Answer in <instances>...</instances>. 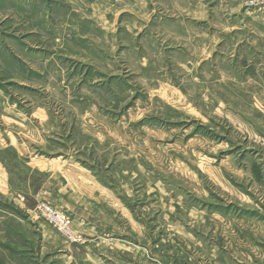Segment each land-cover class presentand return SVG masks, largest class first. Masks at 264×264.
<instances>
[{
    "label": "rangeland",
    "instance_id": "374dc122",
    "mask_svg": "<svg viewBox=\"0 0 264 264\" xmlns=\"http://www.w3.org/2000/svg\"><path fill=\"white\" fill-rule=\"evenodd\" d=\"M0 264H264V6L0 0Z\"/></svg>",
    "mask_w": 264,
    "mask_h": 264
},
{
    "label": "built area",
    "instance_id": "2783aa9c",
    "mask_svg": "<svg viewBox=\"0 0 264 264\" xmlns=\"http://www.w3.org/2000/svg\"><path fill=\"white\" fill-rule=\"evenodd\" d=\"M250 1L264 6V0H250ZM39 209H41V211L43 212L48 213V217L53 222V224L58 227V229L65 232V234H70L71 232L70 220L64 213H61L60 211L52 207L44 206V205L39 207Z\"/></svg>",
    "mask_w": 264,
    "mask_h": 264
}]
</instances>
